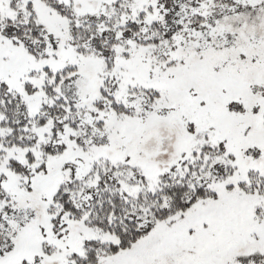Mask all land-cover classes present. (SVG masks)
<instances>
[{
    "label": "snow or ice",
    "instance_id": "6c2138e0",
    "mask_svg": "<svg viewBox=\"0 0 264 264\" xmlns=\"http://www.w3.org/2000/svg\"><path fill=\"white\" fill-rule=\"evenodd\" d=\"M0 264H264V0H0Z\"/></svg>",
    "mask_w": 264,
    "mask_h": 264
}]
</instances>
